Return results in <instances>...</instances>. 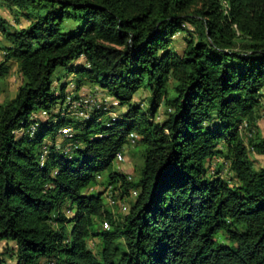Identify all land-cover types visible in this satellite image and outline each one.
<instances>
[{
	"label": "trees",
	"instance_id": "1",
	"mask_svg": "<svg viewBox=\"0 0 264 264\" xmlns=\"http://www.w3.org/2000/svg\"><path fill=\"white\" fill-rule=\"evenodd\" d=\"M3 1L26 21L10 28L0 17V76L13 60L22 77L0 103V242L14 243L13 264H264V135L254 126L264 0ZM184 31L178 53L173 37ZM80 57L73 71L124 111L94 109L82 121L52 113L63 96L51 76ZM140 89L151 93L147 109L131 103ZM37 111L49 117L32 119ZM65 126L72 137L58 142ZM131 144L136 182L113 169ZM249 149L263 157L259 168ZM212 158L223 161L210 170ZM102 175L134 196L126 214L85 192Z\"/></svg>",
	"mask_w": 264,
	"mask_h": 264
},
{
	"label": "rangeland",
	"instance_id": "2",
	"mask_svg": "<svg viewBox=\"0 0 264 264\" xmlns=\"http://www.w3.org/2000/svg\"><path fill=\"white\" fill-rule=\"evenodd\" d=\"M0 17L5 19L10 28H21L25 23V19L22 15L17 12V9L14 7H10L5 1L0 0ZM74 27L73 21H66L64 24V30H68ZM187 29L191 30V27L187 25ZM186 31L176 33L173 37L172 46L173 48L180 53L184 46V35ZM7 42L4 40L1 32H0V63L3 61L4 55V47ZM8 65V73L4 76H0V103L8 101L12 99L17 92L18 86L22 82V77L18 71V64L16 61H7ZM84 58L80 57L74 61H72L67 67H57L51 76V86L55 90V93L58 95H62V98H57V103L51 108L52 113L56 114L61 112L63 116L67 118L78 119L80 121L89 118L92 110L102 109V111L106 112L109 116L118 115L121 111L126 109V106L114 107L116 104L115 101L112 100L110 96L106 94V92L102 89L101 86L94 83H89L86 80H82V76L78 74L76 71H73L72 66L79 67L84 65ZM82 80V81H81ZM173 82L169 83L170 90L172 89ZM264 92V90H263ZM95 93V94H94ZM97 94V96H96ZM92 97H98L102 99L98 101L95 105H88L85 107L89 99ZM105 98V99H104ZM151 101V93L146 89H140L135 96L133 97L131 103H138L141 105L143 109H147L150 105ZM81 104V106H79ZM90 104V103H89ZM82 107V108H81ZM82 109V110H81ZM165 108L160 106L158 108L159 116L162 117ZM111 114V115H110ZM42 117L43 119H47L49 115L42 111H37L31 114V118ZM246 123H242L240 126V132L244 139V142L248 143V133L249 127L246 126ZM255 128L259 131L260 134L264 135V96L261 99L260 106L257 108V117L255 120ZM254 128V127H252ZM30 131L33 128L29 129ZM59 133L56 137L58 142L63 140V136H66V133L71 134V128L69 126H65L60 128ZM71 132V133H70ZM68 134V137H69ZM129 138H133L129 136ZM49 141V139H47ZM70 143L67 144V146ZM124 154H118L116 159L113 160V169L119 171L120 173L128 176L132 181L136 182L139 177V170L141 168L142 162L139 158L138 154H133V150H138V146L136 145H125L124 146ZM69 150V147H67ZM249 157L253 161V165L255 168H259L262 165L263 157L257 155L255 152L249 149ZM222 158H212L210 160V170L214 168L215 162H222ZM228 163H224L225 168L223 169L221 175L223 177H230L228 168H226ZM107 179L105 175L97 176L95 183L91 184L85 192H95L100 191L103 193L102 197L105 203V207L115 214L124 215L127 213L128 208L131 202L134 199V196L131 194L129 196L122 197V191L119 188V183L116 184V187L113 188L111 186H107ZM65 213L68 216L73 214L72 211L67 210L65 207ZM104 224H102L103 226ZM99 227V222L95 226V228ZM105 227V225H104ZM97 241V238L89 240V247L94 250V244ZM13 242L5 243L4 241L0 242V252L2 260L7 264H13V259L9 256L6 251V247L12 246Z\"/></svg>",
	"mask_w": 264,
	"mask_h": 264
},
{
	"label": "built area",
	"instance_id": "3",
	"mask_svg": "<svg viewBox=\"0 0 264 264\" xmlns=\"http://www.w3.org/2000/svg\"><path fill=\"white\" fill-rule=\"evenodd\" d=\"M95 94V93H94ZM97 96V94H96ZM105 99V98H104ZM102 99H99L98 97H92L91 99H89V101L87 102V104L85 105V107H87L88 105H95L98 101H100ZM90 103V104H89ZM79 106H81V104H79ZM82 108V107H81ZM88 108V107H87ZM82 110V109H81ZM111 115V114H110Z\"/></svg>",
	"mask_w": 264,
	"mask_h": 264
},
{
	"label": "bare ground",
	"instance_id": "4",
	"mask_svg": "<svg viewBox=\"0 0 264 264\" xmlns=\"http://www.w3.org/2000/svg\"><path fill=\"white\" fill-rule=\"evenodd\" d=\"M30 135L32 134V131L29 133ZM72 137V134H69V138ZM46 154V148L43 149V154L41 156V159L43 160L44 155Z\"/></svg>",
	"mask_w": 264,
	"mask_h": 264
}]
</instances>
